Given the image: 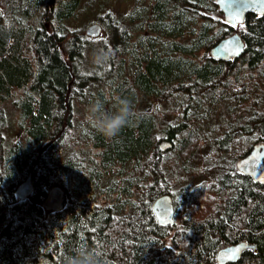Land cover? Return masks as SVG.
Masks as SVG:
<instances>
[{
	"label": "trees",
	"instance_id": "trees-1",
	"mask_svg": "<svg viewBox=\"0 0 264 264\" xmlns=\"http://www.w3.org/2000/svg\"><path fill=\"white\" fill-rule=\"evenodd\" d=\"M146 1L136 15L108 16L92 61L89 39L65 25L81 0H0V264H218L220 249L242 241L257 249L233 264H264V186L236 168L264 141V16L247 15L243 56L217 61L210 49L233 31L217 0ZM142 97L163 115L141 111ZM224 103L207 167L220 174L184 187L181 204L172 188L205 140L195 123ZM83 168L90 176L77 184ZM108 173L119 179L104 190ZM30 175L21 201L15 189ZM67 178L66 208L45 211ZM164 194L179 198V224L155 217Z\"/></svg>",
	"mask_w": 264,
	"mask_h": 264
},
{
	"label": "rangeland",
	"instance_id": "rangeland-1",
	"mask_svg": "<svg viewBox=\"0 0 264 264\" xmlns=\"http://www.w3.org/2000/svg\"><path fill=\"white\" fill-rule=\"evenodd\" d=\"M146 5V0H81L77 15L70 20H67L65 22V25L69 30L81 33L85 38L89 39L90 47L88 50V57L90 60L94 61L99 59L105 41L110 38L109 36L111 32L105 26V20L108 19V16L117 15L125 19V17L128 18L130 15H136L137 11L142 10ZM93 24H99L103 28L102 34L97 38L89 37L86 34L89 26ZM232 28L233 31L230 32V34H228L227 36L233 34L234 32L241 33V31L245 29L244 24L237 25ZM225 104L226 103H224L222 105V108H220L219 110L214 111V115L209 119L205 121H201L202 119H198L195 123V125L201 126L202 132L205 135V140H203L199 146L200 149L198 151L197 158L191 165V169L187 174L182 176V183L180 185H175L172 188L175 193H178L177 195L181 200L180 202H182L181 204H183L182 192L184 187L193 189L204 180L210 182L220 174V171L210 170L207 167L213 163L212 157L214 156L215 148L217 146L216 141L218 138V134L222 127L221 125H223L222 123L225 122L223 114L224 111H220L223 110ZM139 109L141 111H155L158 115H163L161 106L155 103V99L153 97H142ZM170 119L171 117H167L166 119L161 120L160 126L163 127L165 125V122H169ZM7 135L9 137H15L18 135L14 124L9 126ZM255 137L256 136L252 138L253 141H255ZM256 143L257 142H253L252 144L254 145ZM80 155L87 163L90 162L89 156L93 155V152L91 151L89 153L84 149L83 151H81ZM88 176H90L89 168L87 170L83 168L82 172L77 173L75 182L77 184H81L82 181H87ZM118 179L119 178L113 173L106 174L102 180V188L104 190H107L112 185V183L114 181H117ZM71 180L73 181L74 178H67L63 184H59L56 186H61L64 190L65 186H67V188L70 189L72 185ZM114 197H116V195ZM178 197L176 195H173L174 203L179 202ZM111 198L112 195L103 194V196H101L100 202L102 204L107 203L108 201H112ZM175 220L176 223L179 224L181 221L180 216L176 214ZM41 264L47 263L42 262Z\"/></svg>",
	"mask_w": 264,
	"mask_h": 264
},
{
	"label": "water",
	"instance_id": "water-1",
	"mask_svg": "<svg viewBox=\"0 0 264 264\" xmlns=\"http://www.w3.org/2000/svg\"><path fill=\"white\" fill-rule=\"evenodd\" d=\"M216 4L223 15L225 23L232 27L244 24L249 14L264 16V0H217ZM102 32L101 25L93 24L89 26L86 34L89 37L97 38ZM245 50V40L238 32H234L221 39L210 49V57L217 61H231L243 56ZM171 145L169 141H162L160 148L167 150ZM236 167L241 174L264 186V141L254 144L250 151L237 161ZM33 190V180L30 175L17 186L15 196L17 199L24 201L31 196ZM67 203L66 191L61 186H54L48 191L41 207L49 213H59L66 208ZM152 209L162 226L175 224L176 207L171 195L164 194L157 198ZM256 249V244L246 241L226 246L218 251L217 263H236L246 251H255Z\"/></svg>",
	"mask_w": 264,
	"mask_h": 264
},
{
	"label": "bare ground",
	"instance_id": "bare-ground-1",
	"mask_svg": "<svg viewBox=\"0 0 264 264\" xmlns=\"http://www.w3.org/2000/svg\"><path fill=\"white\" fill-rule=\"evenodd\" d=\"M73 18V17H72ZM34 82V81H33ZM18 105V104H17ZM100 204V203H99Z\"/></svg>",
	"mask_w": 264,
	"mask_h": 264
},
{
	"label": "flooded vegetation",
	"instance_id": "flooded-vegetation-1",
	"mask_svg": "<svg viewBox=\"0 0 264 264\" xmlns=\"http://www.w3.org/2000/svg\"><path fill=\"white\" fill-rule=\"evenodd\" d=\"M241 159V158H240ZM238 161V160H237Z\"/></svg>",
	"mask_w": 264,
	"mask_h": 264
}]
</instances>
